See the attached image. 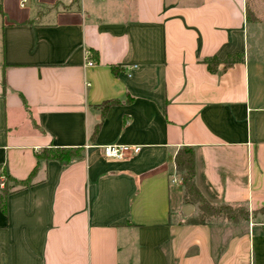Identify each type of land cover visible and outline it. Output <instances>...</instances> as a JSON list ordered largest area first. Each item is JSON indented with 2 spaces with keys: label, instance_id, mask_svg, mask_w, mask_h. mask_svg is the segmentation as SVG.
Wrapping results in <instances>:
<instances>
[{
  "label": "crops",
  "instance_id": "0c3cea01",
  "mask_svg": "<svg viewBox=\"0 0 264 264\" xmlns=\"http://www.w3.org/2000/svg\"><path fill=\"white\" fill-rule=\"evenodd\" d=\"M248 1L0 0V183L36 168L8 181L0 264H264V8ZM114 143L140 149L104 157ZM183 146L203 197L248 219L185 209Z\"/></svg>",
  "mask_w": 264,
  "mask_h": 264
},
{
  "label": "trees",
  "instance_id": "16d2710c",
  "mask_svg": "<svg viewBox=\"0 0 264 264\" xmlns=\"http://www.w3.org/2000/svg\"><path fill=\"white\" fill-rule=\"evenodd\" d=\"M242 59L240 54H232L224 60V64L231 65L235 61ZM206 65L209 70L214 71V65L218 64L216 58L207 59ZM113 101L107 100L102 103V108L106 109ZM82 153L79 149L72 148H42L37 153V159H57L60 161H68L72 157L80 156ZM174 163L177 172L180 176L181 184L183 185L184 194L183 200L186 204H198V208L202 213L199 221L205 216H220L223 215L229 221L236 222L238 220H246L249 217V210L246 206H231L228 204H212L208 202L195 184V154L194 148L191 146L181 147L174 156ZM36 168L32 170L30 175L23 180L11 178L8 175H3L5 178L4 185L0 190V206L5 210L7 196L12 192L11 187L7 184L12 181L15 185L24 187L31 184V177Z\"/></svg>",
  "mask_w": 264,
  "mask_h": 264
},
{
  "label": "built area",
  "instance_id": "2783aa9c",
  "mask_svg": "<svg viewBox=\"0 0 264 264\" xmlns=\"http://www.w3.org/2000/svg\"><path fill=\"white\" fill-rule=\"evenodd\" d=\"M91 62H89L90 64ZM102 154L106 158L123 159L130 154H135L139 151L140 146L129 144H105L102 145ZM2 185V181L0 183Z\"/></svg>",
  "mask_w": 264,
  "mask_h": 264
},
{
  "label": "rangeland",
  "instance_id": "374dc122",
  "mask_svg": "<svg viewBox=\"0 0 264 264\" xmlns=\"http://www.w3.org/2000/svg\"><path fill=\"white\" fill-rule=\"evenodd\" d=\"M248 4H249L250 7H255L256 9H261L262 10L264 8V0H249ZM4 181H5V178L3 176L2 177V185H4ZM7 184H8V182H7ZM195 205L197 206L198 204L196 203ZM197 209L199 211V216H197V219H200L201 216H202V213L199 210L198 206H197ZM207 217H210V216H207ZM214 217H224V216L220 215V216H214Z\"/></svg>",
  "mask_w": 264,
  "mask_h": 264
},
{
  "label": "water",
  "instance_id": "95a60500",
  "mask_svg": "<svg viewBox=\"0 0 264 264\" xmlns=\"http://www.w3.org/2000/svg\"><path fill=\"white\" fill-rule=\"evenodd\" d=\"M191 207H192V206H191L190 204H186V205H185V209H186V210H190Z\"/></svg>",
  "mask_w": 264,
  "mask_h": 264
}]
</instances>
